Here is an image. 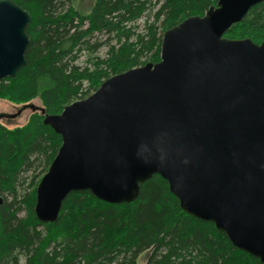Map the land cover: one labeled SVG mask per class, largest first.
I'll return each instance as SVG.
<instances>
[{
  "label": "water",
  "instance_id": "95a60500",
  "mask_svg": "<svg viewBox=\"0 0 264 264\" xmlns=\"http://www.w3.org/2000/svg\"><path fill=\"white\" fill-rule=\"evenodd\" d=\"M263 2L217 0L163 33L158 62L44 115L61 144L35 190L37 220L54 223L71 192L131 203L158 175L182 211L264 264V42L224 37ZM29 21L0 0V80L26 66Z\"/></svg>",
  "mask_w": 264,
  "mask_h": 264
},
{
  "label": "trees",
  "instance_id": "16d2710c",
  "mask_svg": "<svg viewBox=\"0 0 264 264\" xmlns=\"http://www.w3.org/2000/svg\"><path fill=\"white\" fill-rule=\"evenodd\" d=\"M12 1L30 15L29 43L26 66L15 78L0 80V98L14 94L22 104L38 98L41 107L21 128L0 127V194L11 198L0 205V264H137L145 251L144 264H261L233 247L211 222L182 211L158 175L140 185L131 203L113 205L89 191L71 192L54 223L35 217V189L23 196L16 192L18 174L41 157L46 169L60 147L44 115L59 114L113 75L158 62L163 33L203 16L217 0H94L88 14L74 11L71 0ZM152 12L153 21L136 33L135 23ZM224 37L264 42V2ZM110 41L115 45H108L106 58L75 64L81 53L91 57Z\"/></svg>",
  "mask_w": 264,
  "mask_h": 264
},
{
  "label": "rangeland",
  "instance_id": "374dc122",
  "mask_svg": "<svg viewBox=\"0 0 264 264\" xmlns=\"http://www.w3.org/2000/svg\"><path fill=\"white\" fill-rule=\"evenodd\" d=\"M93 4L94 0H71V6L73 7V10L80 14H88ZM154 11L155 10H153V12ZM153 12L148 17L145 16L135 23L136 33H143L145 31V23H150L151 21H153ZM95 37H97L100 41H104L106 39V36L104 34H99V36L98 34H95ZM108 45H115V41H110L105 45L103 44V46L100 47L97 52L94 53V55H92L91 57H89L85 52L81 53L75 64L79 67H84L89 64L88 61L90 60V58H106ZM141 61H143V59H141ZM23 106L25 108H22ZM28 106H32L34 107V109ZM38 107H41V102L38 98L31 100L27 104H22L17 102V96L7 93V96L5 98H0V127H4L9 131H13L17 128L23 127L25 124H27L30 116L32 115V112ZM17 113L19 114L16 115ZM7 115L16 116L13 118H7ZM43 159L44 158L41 157L39 160L33 161V164L29 167V169H24L18 174L16 183V192L18 196H23L32 192L34 189L36 190L40 179L44 176L49 167L48 166L46 169L44 168L45 162ZM0 196L7 199V201H11V198L6 194H0ZM23 214L24 212L22 211L21 216H23ZM148 254V251L143 252L139 256L137 264H144Z\"/></svg>",
  "mask_w": 264,
  "mask_h": 264
}]
</instances>
